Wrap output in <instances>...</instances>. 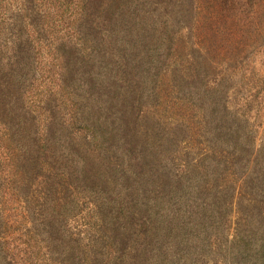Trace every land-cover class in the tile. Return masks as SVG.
<instances>
[{
  "label": "trees",
  "instance_id": "16d2710c",
  "mask_svg": "<svg viewBox=\"0 0 264 264\" xmlns=\"http://www.w3.org/2000/svg\"><path fill=\"white\" fill-rule=\"evenodd\" d=\"M143 1L126 0L111 9L113 21L104 29L115 35L116 43L103 47L88 42L99 40L104 34V30H97V19L85 15L92 0H0V111L10 118L0 126V264H190L184 257L189 246L213 241L225 221L217 216L234 209L238 193L243 201L252 203L249 213L245 208L240 211L247 226L245 233H237L236 238L238 255L243 256L241 264H264V160L259 161L261 153L254 131L246 126V120L228 110L224 99H210L212 115L206 122L208 134L218 144L217 151L211 147L206 151L197 145L198 141L191 140L198 125L191 126L187 116L184 120L188 123L184 124H188V137L176 138V133H169L171 129L166 128L152 133L149 126L133 132L135 137L144 130L145 137L131 141L127 150L130 159L149 160L150 173L156 170L166 180H145L136 190V200L131 199L134 192L126 194L124 187H118L125 174V170L119 172L122 168L116 169L115 175L108 170L100 179L87 174L94 155L106 156L102 158L112 163L120 152H125L124 147L131 140L126 138L125 126L138 124L140 114L132 120L122 111L128 103V98L123 97L124 86L117 84L118 91L112 93L110 84L112 80L120 82L119 75L124 77L126 64L130 63L126 55L131 49H126V45L132 44L129 39L133 30L143 37L138 23L156 17V13L142 17ZM15 7L23 12L13 11ZM83 23L91 24L90 35ZM151 23L153 27L158 24ZM154 44L157 47L152 54H146L152 60L159 49L158 43ZM137 55L130 52L129 57L134 60L129 68L135 69L142 61ZM80 61L85 64L83 69ZM89 76L98 83L95 90L99 99L96 91L90 92ZM36 90L43 95L44 90H50L65 98L62 103L67 112L60 129L66 131V137L54 136L50 155L69 159L70 168L75 166L80 173L70 180L69 175L64 181L58 179L54 175L58 160L54 159L50 167L53 176L46 174V179H39V193L32 200L26 194L30 188L21 192L20 206L24 211H18L8 208L12 196L17 201L18 198L5 191L3 184L21 169L17 151L22 150V142L28 145L30 141L25 139L26 143L22 140L25 133L20 137L12 128L15 116H19L16 99H32ZM7 156L11 160L17 157V161ZM87 165L91 168H85ZM7 166L13 170L12 175H7ZM23 168L27 179L36 176L32 174V160ZM15 182L16 177L8 182V188L18 191ZM110 184L113 187L107 192ZM47 185L50 192L41 189ZM241 188L242 192H238ZM141 189L144 192L140 193ZM85 199V204L94 206L93 228L105 227L101 229V240L92 232L69 224L82 211ZM36 200L41 206H34ZM236 207L239 209L237 201ZM25 217L29 223L23 224ZM110 231L114 233L109 235Z\"/></svg>",
  "mask_w": 264,
  "mask_h": 264
},
{
  "label": "rangeland",
  "instance_id": "374dc122",
  "mask_svg": "<svg viewBox=\"0 0 264 264\" xmlns=\"http://www.w3.org/2000/svg\"><path fill=\"white\" fill-rule=\"evenodd\" d=\"M124 1L126 0H92L91 5L84 11L85 15L93 19L96 18L100 28L94 26L99 31L104 30V34L101 39L89 40V43L103 47L113 46L111 42L116 43L115 35L104 28H108V24L113 21L111 9L115 5H121ZM143 3L144 14L142 17L147 18L149 13L151 15L156 13L157 18L154 17L148 22L146 20L144 23L139 22L138 28L143 37H138V32L133 30L129 39L132 44H129L130 47L127 46L128 44L126 45V49H131L127 52L126 61L132 65L134 59L129 57L130 52L133 55L136 52L142 61L137 63L135 69L129 68L130 63H125L124 77L119 75L121 83L112 80L110 84V87H113L112 93L118 91L115 87L117 84L124 86L123 97L128 98V103L123 106L122 111L126 112L128 118H134L140 114L138 124L133 122L128 127L125 126V130L128 132L126 138L131 139L128 146L124 147L125 152H120L116 158L112 159V163L102 158L106 156L94 155L91 161L92 169L87 174L100 179L98 177L105 175L106 171L110 170L111 175H115L116 169L122 168L119 172L125 170V174H122L118 187H124L126 194L134 192L131 199L136 200V190L142 186L145 180H154L156 183H164L166 180L156 170L150 173L152 162L149 163V160L130 159L127 150L131 141H138L145 137L144 130L135 137L133 132L142 126H149L152 133L158 134L161 132L160 128H166L167 131L171 129L169 133L175 132L176 138L188 137V124H184L188 123L184 120L185 116L189 119L191 126L194 127L195 123L198 125L197 128L194 127L196 132L191 135V140L198 141L197 145L202 146L203 149L206 148V151L210 149L209 147L214 149L213 151L219 150L217 142L212 140L213 135L208 134L206 124L212 115L210 99L214 97L224 99L230 112L246 120V126L254 131L255 142L261 153L259 161L264 160V0H144ZM13 11L23 12L18 7H15ZM153 21L158 22L156 27L152 26L151 22ZM83 25L86 27L87 35H90L93 30L90 28L91 24L83 23ZM14 30L15 28L12 29V32ZM2 38L5 41V35ZM155 42L158 43L159 49L155 50L156 57L152 60L146 54L148 52L152 54V49L157 47ZM89 45L91 47V44ZM63 64L66 66L67 61H64ZM84 65L82 61L79 62L80 69H83ZM66 75L68 77L70 71ZM88 82L90 92H95V88L99 87L98 83L90 76ZM66 84L67 81L64 84V89H66ZM97 91L94 94L99 99ZM33 95H31L33 100L29 97L23 102L18 101L19 97L16 99L19 116H15V126L12 128L15 135L20 136L25 133L22 140L30 141L28 143L25 140L29 146L22 142V150L17 151L21 156V169L16 171L14 176L7 178L3 184L5 191L18 198L17 201L12 196L13 201H10L8 208H15L18 211H24L20 206L21 192L30 188L31 192L26 194L32 200L36 193H39V179L41 177L46 179V174H54L50 168L54 159L58 160L54 168V175L58 179L64 181L65 177L69 175L70 180L77 178L80 173H77L75 166L70 168L69 159H58L50 155L52 154V144L55 143L54 136L59 138L64 135L66 137V131L60 129L62 118L67 112L64 103H62L65 98L60 93L50 90H44V95L43 93L38 94V91ZM3 120L9 121L10 118L6 113L3 114L0 111V126H3ZM217 122L218 119L213 124L215 125ZM131 130L132 134L129 136ZM190 131L194 133L191 128ZM28 134L30 136L27 137ZM14 141L16 140L14 139ZM24 148L28 151L26 152ZM86 148L87 146H84L85 154ZM7 158L11 160L9 156ZM31 160L34 163L32 174L37 177L30 176L27 179L23 167ZM1 161H4L3 156ZM11 161H17V157ZM85 168L91 167L87 165ZM7 169L10 170L7 175H12L13 170L8 166ZM158 175L159 178H157ZM14 177H16L15 186L19 189L18 191L8 188V182H12ZM102 181H105V178H102ZM259 186L260 184H258L257 190ZM112 187L113 185L110 184L107 192H111ZM243 188H246L245 184ZM243 188L238 192H242ZM41 189L45 192L51 191L48 189V185ZM212 191H214L213 187ZM141 192H144V189H141ZM257 192L261 193L260 190ZM256 197L258 201L259 196ZM86 201L85 199L82 211L72 218L69 224L74 228L87 231V233L92 232L96 239L101 240L103 237L100 235L104 234L102 230L105 227L93 228L95 224L94 206L90 203L85 204ZM236 201L239 209L236 207ZM37 202L39 201L36 200L33 203L38 207L39 203ZM254 202L256 201L254 200ZM215 203L220 205L217 199ZM261 206L262 204L259 203L258 207ZM233 208L228 213L217 216L219 220L221 216L224 217L225 221L222 220L221 232L213 238V241L207 242L208 244L195 243L189 246L188 253L184 256L188 258V263H242L243 256L238 255L239 245L236 238L237 233H245L247 226L240 211L245 208V212L249 213L252 210V203L243 201L238 193L235 196ZM22 223L26 224L29 221L25 217L22 219ZM112 233L114 232L110 231L109 235ZM133 249L135 248L133 247Z\"/></svg>",
  "mask_w": 264,
  "mask_h": 264
}]
</instances>
